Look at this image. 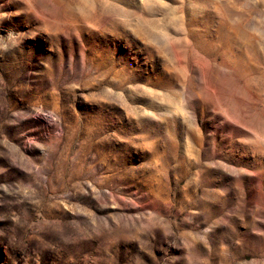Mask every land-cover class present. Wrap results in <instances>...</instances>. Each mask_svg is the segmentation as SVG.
<instances>
[{"label": "rangeland", "instance_id": "374dc122", "mask_svg": "<svg viewBox=\"0 0 264 264\" xmlns=\"http://www.w3.org/2000/svg\"><path fill=\"white\" fill-rule=\"evenodd\" d=\"M0 264H264V0H0Z\"/></svg>", "mask_w": 264, "mask_h": 264}]
</instances>
